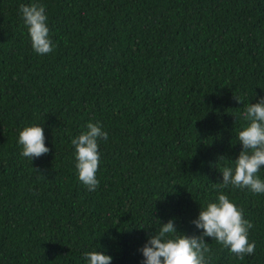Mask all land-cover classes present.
<instances>
[{
  "label": "trees",
  "instance_id": "obj_1",
  "mask_svg": "<svg viewBox=\"0 0 264 264\" xmlns=\"http://www.w3.org/2000/svg\"><path fill=\"white\" fill-rule=\"evenodd\" d=\"M45 7L37 54L19 5ZM264 97V0H0V264H141L161 223H191L218 192L254 227L239 259L211 237L210 264H264V194L229 185L245 107ZM99 122V186L79 180L71 140ZM49 152L21 155L19 131ZM264 180V167L257 174ZM159 219V220H158Z\"/></svg>",
  "mask_w": 264,
  "mask_h": 264
},
{
  "label": "clouds",
  "instance_id": "obj_2",
  "mask_svg": "<svg viewBox=\"0 0 264 264\" xmlns=\"http://www.w3.org/2000/svg\"><path fill=\"white\" fill-rule=\"evenodd\" d=\"M19 12L33 50L40 55L51 53L53 42L49 38L45 7L38 3L20 4ZM241 116L247 122L238 132L242 150L234 160V167L226 166L220 170L222 182L219 187L231 185L264 194V180L257 175L264 167V97L255 104L249 103ZM101 138L107 141L108 133L102 130L100 123L88 122L86 130L71 140L78 178L89 191H95L99 186L96 173L100 163L98 140ZM18 144L22 148L21 155L30 159L49 152L44 129L39 125L23 127L19 131ZM191 223L202 230L200 235L189 236L178 231L174 219L160 222L159 229L152 232L139 249L143 256L141 264H210L212 249L205 243V237H211L241 260L255 252V241L248 239L254 225L222 191L218 192L215 202L200 206L198 217ZM83 257L86 264H112V257L102 251H86Z\"/></svg>",
  "mask_w": 264,
  "mask_h": 264
}]
</instances>
